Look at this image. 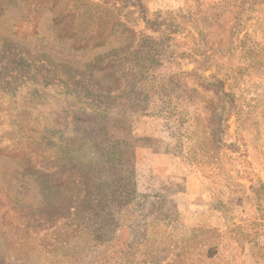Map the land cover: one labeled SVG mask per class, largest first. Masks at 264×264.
<instances>
[{"label":"rangeland","instance_id":"1","mask_svg":"<svg viewBox=\"0 0 264 264\" xmlns=\"http://www.w3.org/2000/svg\"><path fill=\"white\" fill-rule=\"evenodd\" d=\"M110 2L134 35L115 25L82 52L65 34L76 0L0 12V143L59 145L78 189L26 249L0 240V264H264V0ZM0 164L12 196L42 199Z\"/></svg>","mask_w":264,"mask_h":264},{"label":"trees","instance_id":"2","mask_svg":"<svg viewBox=\"0 0 264 264\" xmlns=\"http://www.w3.org/2000/svg\"><path fill=\"white\" fill-rule=\"evenodd\" d=\"M58 1L59 0H6L0 3V12L3 11L2 8L12 5L14 2H19L28 8L31 19H36L42 6L50 4L51 8L49 10H53L56 8ZM110 1L111 0H98V2H93L91 0H76L85 11L82 13L83 18L81 20H78L77 14L74 13L70 16L71 20L67 23L65 34H71V43L69 44L70 50L73 52H82L88 49L92 50L106 47L110 42L109 37L115 25L122 26L125 32L134 35L133 31L128 29L125 25L116 24L115 22H111L110 18H106L105 15H112L110 11L114 8V4L110 5ZM92 7L100 11L98 16H90V12L94 11ZM137 8L140 7L138 6ZM68 11L70 10H66V12ZM240 13H244V10H241ZM57 17H59V14L56 15V18ZM65 17L68 18L69 16L66 15ZM56 24H59V22L56 21ZM145 24L147 29L152 28L148 21H146ZM3 92L4 90L1 89L0 95H3ZM0 108L1 112L7 110L1 101ZM6 118L7 117H4V119ZM28 124V121H20V125H17L16 128L29 130L30 125ZM8 128L10 133H3V135L5 134L7 137H11L14 134L18 135V133L14 131V127L8 125ZM31 139L32 142L28 147H21L19 150L8 148L0 143V160L2 162L15 161L21 168L22 175H28L30 178L40 180L44 185L45 191L40 201L36 203L25 202L12 196L10 189L4 187L3 183L0 182V187L3 188L4 193H6L5 205L0 206V240L3 241L5 248L26 249L30 242H34V236L37 235L36 233L49 230L57 224L59 219H62L70 212L72 194L78 191L76 188L75 191L71 190V188L74 187L75 181L72 171L73 168L70 161L68 162L61 158L64 152L61 151L60 146L53 145L52 148H48L49 146L42 142L41 138L31 137ZM66 148H68V146ZM63 161L66 162V164L63 163ZM60 188L65 191V196L60 194ZM9 197L14 198H12V200ZM61 197H66L63 199L64 205H60ZM62 210L64 212H61ZM9 215L13 216L10 220H8ZM235 229H240V227H236ZM244 238V241L252 242L247 240L246 237ZM111 239H113V237H110L109 240Z\"/></svg>","mask_w":264,"mask_h":264},{"label":"crops","instance_id":"3","mask_svg":"<svg viewBox=\"0 0 264 264\" xmlns=\"http://www.w3.org/2000/svg\"><path fill=\"white\" fill-rule=\"evenodd\" d=\"M163 5L165 7H174V6H177V4L179 3V0H162Z\"/></svg>","mask_w":264,"mask_h":264}]
</instances>
